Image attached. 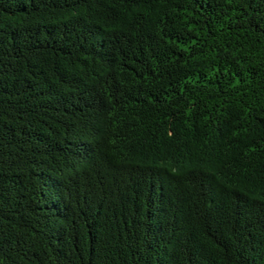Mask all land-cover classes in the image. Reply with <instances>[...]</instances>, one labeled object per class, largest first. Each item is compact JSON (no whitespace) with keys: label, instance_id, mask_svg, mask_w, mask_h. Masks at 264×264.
<instances>
[{"label":"trees","instance_id":"16d2710c","mask_svg":"<svg viewBox=\"0 0 264 264\" xmlns=\"http://www.w3.org/2000/svg\"><path fill=\"white\" fill-rule=\"evenodd\" d=\"M0 264H264V0H0Z\"/></svg>","mask_w":264,"mask_h":264}]
</instances>
